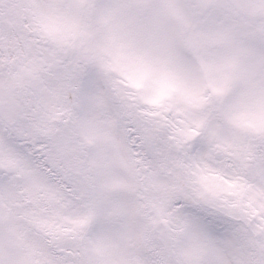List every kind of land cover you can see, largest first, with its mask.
Returning <instances> with one entry per match:
<instances>
[{
	"label": "snow or ice",
	"instance_id": "6c2138e0",
	"mask_svg": "<svg viewBox=\"0 0 264 264\" xmlns=\"http://www.w3.org/2000/svg\"><path fill=\"white\" fill-rule=\"evenodd\" d=\"M0 264H264V0H0Z\"/></svg>",
	"mask_w": 264,
	"mask_h": 264
}]
</instances>
